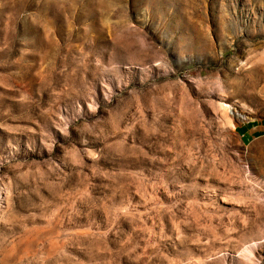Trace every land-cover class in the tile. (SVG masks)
<instances>
[{
	"label": "rangeland",
	"instance_id": "374dc122",
	"mask_svg": "<svg viewBox=\"0 0 264 264\" xmlns=\"http://www.w3.org/2000/svg\"><path fill=\"white\" fill-rule=\"evenodd\" d=\"M0 264H264V0H0Z\"/></svg>",
	"mask_w": 264,
	"mask_h": 264
},
{
	"label": "crops",
	"instance_id": "0c3cea01",
	"mask_svg": "<svg viewBox=\"0 0 264 264\" xmlns=\"http://www.w3.org/2000/svg\"><path fill=\"white\" fill-rule=\"evenodd\" d=\"M255 128H256V127H252V128H250V129H247L246 132H245L246 136L253 135V133L256 132V129H255Z\"/></svg>",
	"mask_w": 264,
	"mask_h": 264
}]
</instances>
